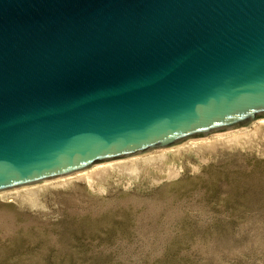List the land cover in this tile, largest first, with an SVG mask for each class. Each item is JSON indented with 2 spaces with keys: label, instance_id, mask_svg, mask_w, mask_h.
Instances as JSON below:
<instances>
[{
  "label": "water",
  "instance_id": "water-1",
  "mask_svg": "<svg viewBox=\"0 0 264 264\" xmlns=\"http://www.w3.org/2000/svg\"><path fill=\"white\" fill-rule=\"evenodd\" d=\"M264 119V0H0V194Z\"/></svg>",
  "mask_w": 264,
  "mask_h": 264
},
{
  "label": "rangeland",
  "instance_id": "rangeland-1",
  "mask_svg": "<svg viewBox=\"0 0 264 264\" xmlns=\"http://www.w3.org/2000/svg\"><path fill=\"white\" fill-rule=\"evenodd\" d=\"M248 134L0 197V264H264V124Z\"/></svg>",
  "mask_w": 264,
  "mask_h": 264
},
{
  "label": "bare ground",
  "instance_id": "bare-ground-1",
  "mask_svg": "<svg viewBox=\"0 0 264 264\" xmlns=\"http://www.w3.org/2000/svg\"><path fill=\"white\" fill-rule=\"evenodd\" d=\"M259 124H264V120H261V121H259V122H256L255 124H253V125H251L250 127H248V128H245V129H239V130H236V131H231V132H229V133H224V134H220V135H215V136H211V137H208V138H205V139H202V140H196V141H189V142H187L185 145H182V146H179V147H177V148H174V149H171L172 151H175V150H179L180 152L182 151V150H187V149H189V148H191V147H194V146H199V147H201L202 148V146H210L211 144H214V143H216V142H227V141H233V140H235V138L237 137V136H239V135H243V134H248L249 132H253V130L259 125ZM249 135V134H248ZM245 137V136H244ZM237 141V140H236ZM235 142V141H234ZM204 148V147H203ZM170 150V151H171ZM178 151V152H179ZM176 152V151H175ZM157 154V153H156ZM160 156H158V157H162V158H165V152H164V157L163 156H161V154L162 153H158ZM151 155V154H150ZM149 155V157H151L152 159H154V157H156V156H154V155H151L150 156ZM163 155V154H162ZM152 156H154V157H152ZM148 157V156H147ZM142 158V157H141ZM150 158V159H151ZM157 158V157H156ZM136 159V158H135ZM134 158H132L130 161H134L135 160ZM137 159H139L140 160V158H137ZM136 159V160H137ZM146 159V158H145ZM135 160V161H136ZM161 160V159H160ZM126 161H128V160H126ZM134 161V162H135ZM138 161V160H137ZM136 161V162H137ZM159 161V160H158ZM161 161H163V160H161ZM144 162V161H143ZM152 162V161H151ZM118 163H121V162H118ZM129 163V162H128ZM147 163V162H146ZM114 164H117V163H110V164H105V165H99V166H97V167H95V168H93V169H91V170H89V171H86V172H83V173H81V174H76V175H73V176H70V177H66V178H63V179H59V180H56V181H52V182H48V183H45V184H43V185H36V186H33V187H30V188H23V189H19V190H15V191H11V192H7V193H2V194H0V197L1 198H8L9 196L11 197V196H15V194L17 195V196H20V192H23V191H29V190H35V189H37V188H39V187H42V186H47V185H53V184H57V185H66L68 182H70L71 180H73V179H75V178H78V177H80V176H90L89 174L91 173V172H94V171H96V170H99V169H102V168H105V167H107V166H110V165H114ZM122 164V163H121ZM150 164V163H149ZM153 164V163H152ZM159 164V163H158ZM157 164V165H158ZM161 164V163H160ZM159 164V165H160ZM133 165V164H132ZM140 165V164H139ZM148 165V164H147ZM156 165V166H157ZM124 166V165H123ZM127 166H129V165H127ZM127 166H124V167H127ZM134 166V165H133ZM110 167H112V166H110ZM140 167V166H139ZM132 172L133 173H137V171L139 172V170H141V169H137V167H133L132 169ZM130 173H131V171H129ZM175 172V171H174ZM170 173H173L172 172V170H170ZM135 175V174H134ZM139 175V174H138ZM133 176V175H132ZM137 177V176H136ZM90 181L92 182V179H91V177H90ZM32 192H34V191H31V193ZM27 193V192H26ZM28 193H30V192H28ZM26 195V194H25ZM24 195V196H25ZM34 196V195H33ZM17 198V197H16ZM30 199H31V197H30ZM36 202V201H35Z\"/></svg>",
  "mask_w": 264,
  "mask_h": 264
}]
</instances>
